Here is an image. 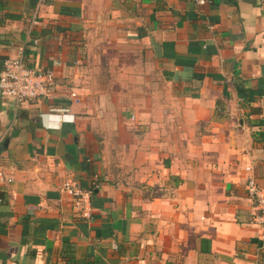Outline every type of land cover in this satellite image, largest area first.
I'll use <instances>...</instances> for the list:
<instances>
[{
    "label": "crops",
    "instance_id": "crops-1",
    "mask_svg": "<svg viewBox=\"0 0 264 264\" xmlns=\"http://www.w3.org/2000/svg\"><path fill=\"white\" fill-rule=\"evenodd\" d=\"M35 7L0 0V72L25 44L57 84L0 94V264H264V0H45L29 37Z\"/></svg>",
    "mask_w": 264,
    "mask_h": 264
},
{
    "label": "built area",
    "instance_id": "built-area-1",
    "mask_svg": "<svg viewBox=\"0 0 264 264\" xmlns=\"http://www.w3.org/2000/svg\"><path fill=\"white\" fill-rule=\"evenodd\" d=\"M36 7L27 18V35L38 26L39 7L45 0H35ZM211 0H195L197 5L210 3ZM34 44L37 41H33ZM25 44H22L13 58H6L2 62L0 72V94L12 100L17 110L24 103L32 102L40 98H51L56 93L55 74L51 69L35 70L24 62ZM76 98V97H74ZM249 171V168L246 169ZM12 178L0 169V183H11ZM246 189L248 195L254 200L255 209L259 215L257 223L261 230V245L264 247V189L259 187L253 178H249ZM60 192L69 195L73 199L74 206L81 217L90 219V192L80 188L75 182L66 180L60 187Z\"/></svg>",
    "mask_w": 264,
    "mask_h": 264
},
{
    "label": "trees",
    "instance_id": "trees-1",
    "mask_svg": "<svg viewBox=\"0 0 264 264\" xmlns=\"http://www.w3.org/2000/svg\"><path fill=\"white\" fill-rule=\"evenodd\" d=\"M235 0H227L228 3L233 4Z\"/></svg>",
    "mask_w": 264,
    "mask_h": 264
}]
</instances>
